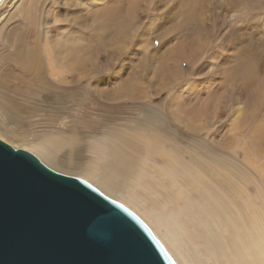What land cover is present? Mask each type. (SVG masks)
<instances>
[{"label": "rangeland", "instance_id": "1", "mask_svg": "<svg viewBox=\"0 0 264 264\" xmlns=\"http://www.w3.org/2000/svg\"><path fill=\"white\" fill-rule=\"evenodd\" d=\"M132 1L118 0L115 22L102 30L91 21L94 0H0V140L34 154L23 143L44 144V138L59 134L76 136L75 152L61 146L55 154L68 164L64 168L34 156L58 173L85 180L135 213L177 264L148 219L155 218L166 228L170 220L188 225L194 246L206 252L207 244L197 231L201 208L211 211L207 197H217L225 206L222 195L227 194L216 184L218 175L212 167L211 179L179 198L177 208L165 201L160 208L164 183L154 178V186L143 175L132 191L131 203L146 217L69 167L99 165L104 140L121 130H137L149 141L154 135L166 139L187 149L186 157L192 161L200 154L218 170L214 159L207 160L208 150L221 154L227 168L232 162L238 165L243 181L238 197L245 208L252 206L258 222L264 224V0L242 13L244 26L237 22V28L221 0H203L197 17L185 20L168 18L165 12L158 16L161 0ZM151 18L155 28L149 31ZM69 32L80 41L83 70L94 71L78 86L62 91L63 84L50 77L51 88L47 77L35 74L36 59L28 54L36 51L38 63L45 64V54L56 58ZM177 42L181 43L176 47ZM243 53L254 60L255 73L247 81L242 73L248 66V62L241 65ZM151 107L164 116L150 118L147 108ZM200 140L209 147L191 150L188 145L198 148ZM149 149L150 145L144 164L162 166L163 159ZM170 173L179 178L181 170L174 167Z\"/></svg>", "mask_w": 264, "mask_h": 264}, {"label": "bare ground", "instance_id": "2", "mask_svg": "<svg viewBox=\"0 0 264 264\" xmlns=\"http://www.w3.org/2000/svg\"><path fill=\"white\" fill-rule=\"evenodd\" d=\"M135 1L136 0H133L132 2ZM202 1L203 0H161L160 4L162 7H160L159 10L157 9L158 16L165 12L168 18L175 16V19L179 17L178 19L180 20H185L187 18L194 19L198 15L199 6L203 4ZM221 1L225 9L232 13L229 15L230 21L234 22L237 28V22H241L239 27L244 26V23L241 21L242 13H246L250 10L258 0ZM94 2H96L92 10L94 18L91 21L93 25L103 30V28L115 22L114 20L116 18L114 16L117 13V9H119V2L118 0L116 4H111L113 0H94ZM226 16L229 17L228 15ZM149 22L151 25L147 23V29L152 31L153 27L155 28V22L153 18L149 19ZM123 28L124 26L122 29ZM69 35L70 37L66 36L62 38L57 49L56 58H47L48 54H45L46 62L45 64L43 63V65L38 63L37 57L35 56L37 55L36 51L33 54H28L30 59H32V57L36 59L39 71L35 74L40 79L47 77L46 82L51 88L53 84L48 82L50 81V77L53 81L63 84L64 86L60 88L62 91H69L74 86H78L84 77H87L94 71L91 67L83 70V59L80 57L82 52L80 53V49L78 48L80 41L77 40V36L70 32ZM177 43L178 45H175L176 47L179 46L181 42ZM179 49L180 48H178V50ZM249 49L250 47L248 46L247 51ZM238 50H241L240 47ZM195 52L197 53L198 50ZM240 52L237 53L239 56ZM191 54H194V52L192 51ZM193 56H191V58ZM249 57L247 53L241 55V65L244 63L246 65L248 62V66L246 65L245 67L243 65L244 71L242 73L244 78L246 77L245 80L252 78L255 73V68L253 66L254 60ZM190 59L188 60L190 61ZM66 60L68 63L65 62ZM236 60H238V58ZM212 63L214 62L212 61ZM35 66L36 65L33 67ZM42 88L44 87L42 86ZM147 110L152 119L162 118V116H164V113L158 111L156 108L151 107L147 108ZM202 130L203 126L198 128L200 133ZM77 140L78 138L76 136H64L59 134L44 138V144H41V141L37 143L25 142L23 144L31 149L34 154L44 161V163L46 162L57 168L59 166L64 168V166L68 164L56 158L55 154L61 146L67 147L69 152H75L76 143H78ZM104 141L106 142V149L104 151V157L99 165L96 167L91 165L81 167L73 165L69 168H73L74 170L77 169L78 174L93 182L104 193L109 194L111 197L137 210L142 217L146 216L136 205L131 203V199L132 191L134 187L140 183V179L143 175H146L148 182L154 186H157L154 178L164 183L165 187L161 196L158 198V204L155 202L160 208H162L164 201L170 203L172 207L177 208L179 198L186 197V193L195 190L197 185L205 184L211 179L213 174L211 167L214 169L215 174L218 175L216 184L221 191L228 194L222 195L225 206L218 201L217 197H209V199L207 197L206 203L212 209L209 212L201 208L203 217L197 221L199 225L197 231L202 238L204 237L208 247L206 252L194 246V242L190 236L191 230L187 228L188 225L170 220L166 228V226L161 225L157 219H152L151 217L148 219L150 222L149 224L156 229L158 236L165 242L168 249L173 254L177 264H264V224L258 222L252 210V206L245 208L243 206V201L238 197L240 194L239 188L242 187L243 181L237 168L238 165L235 162H232L231 167L227 168L219 158L221 154L213 155L205 149L209 155H207V160L214 159L218 171L213 165L206 164L200 154L199 156H195L194 162L186 157L189 153L187 149L178 148L166 139H159L155 135L152 140H146L137 130L132 129L111 133ZM149 145L150 152L163 159L164 164L162 166H158L151 161L144 164V158L147 155ZM198 145V148L193 145L188 146L191 150L195 151L199 148L204 149V145L209 147L202 140H200ZM178 166L181 170L180 177L173 178L170 171L172 168ZM202 192L204 191L202 190ZM247 198L253 200L250 194H247ZM180 216L184 218V215L180 214Z\"/></svg>", "mask_w": 264, "mask_h": 264}, {"label": "water", "instance_id": "3", "mask_svg": "<svg viewBox=\"0 0 264 264\" xmlns=\"http://www.w3.org/2000/svg\"><path fill=\"white\" fill-rule=\"evenodd\" d=\"M0 264L176 263L123 204L0 140Z\"/></svg>", "mask_w": 264, "mask_h": 264}, {"label": "snow or ice", "instance_id": "4", "mask_svg": "<svg viewBox=\"0 0 264 264\" xmlns=\"http://www.w3.org/2000/svg\"><path fill=\"white\" fill-rule=\"evenodd\" d=\"M59 23V22H58Z\"/></svg>", "mask_w": 264, "mask_h": 264}]
</instances>
